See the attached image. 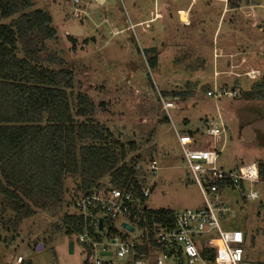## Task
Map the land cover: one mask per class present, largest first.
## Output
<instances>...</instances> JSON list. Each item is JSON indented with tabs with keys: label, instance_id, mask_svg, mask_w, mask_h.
<instances>
[{
	"label": "rangeland",
	"instance_id": "obj_1",
	"mask_svg": "<svg viewBox=\"0 0 264 264\" xmlns=\"http://www.w3.org/2000/svg\"><path fill=\"white\" fill-rule=\"evenodd\" d=\"M251 1L107 0L91 7L92 0L77 4L74 0H32L26 9L39 8L52 16L54 35L42 37L35 47L41 58L56 59L71 69L75 91L77 81L92 85L88 91L92 100L108 104L107 111H97L98 122L128 148L131 142L135 144L127 161L139 164L138 178L150 189L147 205L151 209L178 212L203 207L201 191L183 161L181 142L189 148L212 147L209 122L221 120L228 128L219 154L220 168L236 170L264 161V133L257 130L253 138L245 137V125L264 117V100L241 96L264 72V0H253V8ZM234 3L238 9L232 7ZM182 10L188 11V17ZM75 23L83 26L84 33L74 36L73 46L67 29ZM246 28L252 33L245 32ZM25 43L31 48L30 40ZM230 51L242 52L229 56ZM154 56L156 65L150 61ZM46 60L44 64L59 67ZM247 68L258 69L261 75L248 78L243 74ZM215 71L220 72L216 82ZM188 82L198 84L195 95L170 97L176 108L167 113L160 99L162 90L185 91L192 84ZM214 83L237 90L238 96H208ZM205 84H209L206 89ZM152 160L157 161L156 172L149 169ZM108 182L109 177L102 181ZM65 188V203L56 213L38 211L18 231L2 223L10 213L2 211L0 194V264L13 263L19 255L30 264H84L88 254L77 235L48 234L65 213H76L73 204L82 196L78 178L66 177ZM254 188L259 193L256 200L242 197L235 189L224 191L232 211L222 226L244 233L245 259L259 264L264 263V184ZM208 238L200 242L221 247L217 233Z\"/></svg>",
	"mask_w": 264,
	"mask_h": 264
},
{
	"label": "trees",
	"instance_id": "obj_2",
	"mask_svg": "<svg viewBox=\"0 0 264 264\" xmlns=\"http://www.w3.org/2000/svg\"><path fill=\"white\" fill-rule=\"evenodd\" d=\"M31 6L32 0H0V194L2 211L10 213L2 223L14 231L38 211L56 213L63 206L68 176L78 178L82 196L99 188L105 177L114 187H133L138 193L143 187L139 164L127 161L135 144L131 142L128 148L96 118L98 110H108L107 102L92 100L90 84L77 81L75 91L73 71L52 58L45 60L59 67L44 64L35 50L42 37L53 36L55 30L52 16L39 8L27 11ZM68 37L75 46L77 38ZM29 40L31 48L25 43ZM150 61L157 63L155 56ZM188 83L192 84L185 91L162 90L161 94L164 98L193 96L198 84ZM241 96L264 100V72ZM258 164L264 182V161ZM147 199L142 197L141 203ZM133 213L142 229L154 223L166 227L174 223L172 209L147 207ZM78 220L77 213H65L48 234L76 235L81 230ZM198 246L205 259L215 260L216 247L200 240Z\"/></svg>",
	"mask_w": 264,
	"mask_h": 264
},
{
	"label": "built area",
	"instance_id": "obj_3",
	"mask_svg": "<svg viewBox=\"0 0 264 264\" xmlns=\"http://www.w3.org/2000/svg\"><path fill=\"white\" fill-rule=\"evenodd\" d=\"M74 3H80V0H74ZM74 15L77 16L76 13ZM243 74L258 79L261 72L247 68ZM219 75V71L214 72V82ZM213 85L207 91L210 97L238 96L235 89L230 90L216 83ZM160 99L167 113L176 108L173 99L163 96ZM227 129L221 120L208 123L207 132L212 137V147L189 148L181 142L183 161L201 191L204 205L199 209L175 212L171 227L159 223H154L148 229L137 226V215L133 212L148 207L147 203H141V198L150 196L149 188L142 187L138 193L133 187H114L108 182L78 198L73 206L80 216L77 225L81 230L76 235L88 254L85 264H255L245 259L242 246L244 233L226 230L222 226V220L232 211L223 193L235 189L242 197L256 200L259 193L254 186L264 182L260 179L257 161L236 170H224L218 166ZM149 169L153 172L158 170L156 160H152ZM123 222L133 226L135 231H129L122 225ZM113 229L117 232H113ZM138 230L141 232L137 233ZM212 233L218 234L221 247L216 250L215 260L209 261L203 257L198 240ZM7 264L29 263L19 255L13 263ZM47 264L58 263L53 261Z\"/></svg>",
	"mask_w": 264,
	"mask_h": 264
},
{
	"label": "water",
	"instance_id": "obj_4",
	"mask_svg": "<svg viewBox=\"0 0 264 264\" xmlns=\"http://www.w3.org/2000/svg\"><path fill=\"white\" fill-rule=\"evenodd\" d=\"M103 2H105V0H92V3L90 5H91V7H98ZM83 33H84V28L82 25L75 23V24H72L69 26L68 34H70L72 36H79L80 34H83ZM261 124H263V121H255V122H253L252 125L255 127H258ZM102 225H103V219L101 218L100 219V228H102ZM122 225L131 232L135 231V228L126 222H123ZM73 246H74V242L71 240L69 242V248H70L71 252L73 251Z\"/></svg>",
	"mask_w": 264,
	"mask_h": 264
},
{
	"label": "crops",
	"instance_id": "obj_5",
	"mask_svg": "<svg viewBox=\"0 0 264 264\" xmlns=\"http://www.w3.org/2000/svg\"><path fill=\"white\" fill-rule=\"evenodd\" d=\"M107 0H105V2H106ZM194 0H191V3L193 2ZM223 1H226V0H223ZM251 1V0H250ZM252 3H251V5H250V7L252 6V8L255 6V3L253 2V0L251 1ZM257 6V5H256ZM260 6V5H259ZM264 7V6H263ZM234 8V7H233ZM236 9H238L239 7H235ZM179 11H181V10H179ZM182 11H185L186 12V15H187V17H188V11L187 10H182ZM189 21V20H188ZM234 23V27H235V25H237L236 24V20L233 22ZM70 26V25H69ZM69 26H68V31H69ZM247 31H249L250 33H252L251 31H250V29H247L246 28V30H245V32H247ZM70 35V34H69ZM240 52H242V51H236V52H234V51H230V53H228L229 54V56H232L233 54H235V55H237V54H239ZM241 56H243V55H241ZM235 61V59H233V60H231V62L233 63ZM228 63H230V60L228 61ZM255 121H263V124H261L260 126H258V127H255V126H253L252 124H253V122H255ZM257 130H259V131H261L262 133H264V117H262V118H260V119H256V120H253L252 122H250L248 125H245V137H247V139H251V138H253L254 136H255V133H256V131ZM243 166V165H242ZM241 167V166H240ZM240 167H238V168H240ZM237 168V169H238ZM231 170H234V169H231ZM30 264V263H29Z\"/></svg>",
	"mask_w": 264,
	"mask_h": 264
}]
</instances>
